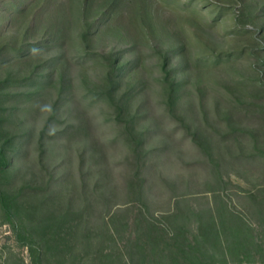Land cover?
I'll return each instance as SVG.
<instances>
[{
  "label": "rangeland",
  "instance_id": "obj_1",
  "mask_svg": "<svg viewBox=\"0 0 264 264\" xmlns=\"http://www.w3.org/2000/svg\"><path fill=\"white\" fill-rule=\"evenodd\" d=\"M0 147V264H35L16 229L40 264H172L224 205L264 244V0H0Z\"/></svg>",
  "mask_w": 264,
  "mask_h": 264
},
{
  "label": "trees",
  "instance_id": "obj_2",
  "mask_svg": "<svg viewBox=\"0 0 264 264\" xmlns=\"http://www.w3.org/2000/svg\"><path fill=\"white\" fill-rule=\"evenodd\" d=\"M49 125L46 126V129ZM64 129V130H63ZM71 126L62 128L60 134H65ZM26 145L28 142L25 143ZM24 144V146H25ZM39 157V163H41ZM11 163L7 157L6 150L0 147V172L9 170ZM17 169L16 172H20ZM10 198L3 192L0 182V205L7 207L10 204ZM9 207V206H8ZM207 217L208 226H213L215 235L210 233L207 235L206 228L203 223L198 226V234L192 241H188L183 235L181 228L169 227L168 234L169 240L172 241L168 244L175 252L172 258V264H264V244L255 242L252 236L242 235V230L247 233L252 231L250 224L245 218L236 211H232L227 206H222L220 214L217 216L212 210H208ZM217 212V210H216ZM109 211H107V214ZM180 218L178 214H167L163 216L170 224ZM151 221V222H150ZM149 221L152 227H156L158 221L151 218ZM264 227V223L262 224ZM174 229V230H173ZM224 232V236L218 235L217 230ZM17 234L18 240L21 245L28 246L30 252L34 257V263L40 264V242L25 241L19 230H14ZM259 243V244H258ZM57 246V245H56ZM142 246L137 244L136 248L130 251L125 264H145L146 255Z\"/></svg>",
  "mask_w": 264,
  "mask_h": 264
}]
</instances>
